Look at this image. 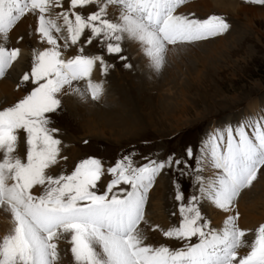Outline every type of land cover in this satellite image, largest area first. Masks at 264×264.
<instances>
[{
	"label": "snow or ice",
	"instance_id": "6c2138e0",
	"mask_svg": "<svg viewBox=\"0 0 264 264\" xmlns=\"http://www.w3.org/2000/svg\"><path fill=\"white\" fill-rule=\"evenodd\" d=\"M246 2L264 5V0ZM184 3L69 0L64 7L63 0H0V38L7 40L15 26L32 15L38 43L48 46L34 51L30 74L22 76L23 82L34 87L14 105L0 110V207L10 211L15 225L12 234L0 241V264H57L55 241L64 235H70L75 264H264V224L248 242L245 237L251 230L239 227L236 209L242 192L264 168V110L211 129L198 152L187 147L184 158H145L146 163L136 166L129 153L105 168L100 159L90 157L81 160L71 174L54 177L47 173L60 156L59 129L49 126L61 108L59 94L83 81L86 87L74 91L82 98L90 94L92 100H99L103 83L93 82V70L99 66L102 75H107L114 67L102 55H85L83 46L73 49L76 54L68 59L62 58L65 52L88 31L84 44L95 40L108 55L122 61L127 59L122 55L123 42L137 43L158 71L169 46L204 41L230 27L217 15L200 20L177 14ZM88 6L95 10L81 11ZM19 55V48L0 43V78ZM21 131L26 135V159L14 155ZM166 169L191 177L190 187L199 186L198 194L187 198L182 188H176L179 224L163 235L188 243L175 250L145 244L141 228L149 190ZM106 173L111 179L98 193V183ZM36 189L41 191L34 194ZM202 201L231 213L221 227L213 228L202 214ZM193 238L198 242L191 243ZM240 249L248 250L241 254Z\"/></svg>",
	"mask_w": 264,
	"mask_h": 264
},
{
	"label": "rangeland",
	"instance_id": "374dc122",
	"mask_svg": "<svg viewBox=\"0 0 264 264\" xmlns=\"http://www.w3.org/2000/svg\"><path fill=\"white\" fill-rule=\"evenodd\" d=\"M205 1L185 0L177 14L200 20L221 16L230 25L228 31L204 41L169 46L158 71L150 66L137 43L123 42L122 55L126 61L108 55L104 46L97 42L94 45L81 44L84 54L102 55L114 67L107 75H102L100 67H96L103 81L105 97L100 102L92 100L90 111L88 105L74 103L72 111L62 106L52 115L49 126L59 129L56 138L61 140V145L58 163L47 170L49 175L71 174L81 160L90 157L100 159L105 168L129 153L136 166L146 163L145 158L158 161L170 155L174 159L184 158L187 147L198 152L202 139L211 129L229 122L235 124L249 114L264 110V5L246 0H217L218 3L210 0L212 7L206 9L203 6ZM68 3L69 0H63L64 7ZM240 6L248 8L236 15ZM249 9H254V15L246 13ZM94 10L95 6H88L81 11L90 13ZM26 50L31 59L34 51L40 50V45L29 41ZM125 63L132 67L126 68ZM19 67L15 69L16 76L8 72L0 78V83L12 78L13 93L20 89L22 96L11 98L9 90L8 94L0 96V110L14 105L34 87L30 82L22 81L25 73L30 74V63L23 61ZM80 126L90 128L81 133ZM20 140L27 149L26 135L22 131L18 143ZM110 179L107 173L102 177L98 193L105 190ZM191 183V177L180 176L172 169H166L156 178L148 193L145 221L141 224L147 237L145 244L175 250L188 243L166 238L163 231L179 224V202L174 199L177 186L183 189L186 198L198 194L199 186L190 187ZM40 191L36 189L34 194ZM211 206L215 207L202 201L201 210L216 228L210 216ZM236 209L240 214L239 227L251 230L245 237L251 242L255 230L264 224V168L253 185L242 192ZM173 212L177 215L173 216ZM14 226L10 211L0 207V241L12 234ZM55 242L59 252L57 264H75L70 235ZM196 242L197 238L191 240L193 244ZM247 250L239 251L244 254Z\"/></svg>",
	"mask_w": 264,
	"mask_h": 264
},
{
	"label": "bare ground",
	"instance_id": "6f19581e",
	"mask_svg": "<svg viewBox=\"0 0 264 264\" xmlns=\"http://www.w3.org/2000/svg\"><path fill=\"white\" fill-rule=\"evenodd\" d=\"M213 2H217V0H214ZM214 4V3H213ZM203 6L206 8V9H209L212 7V3L210 0H206L205 2H203ZM241 7V6H240ZM248 7L246 6H243L241 7L239 10H236V15H238L239 13L241 12H244ZM113 10L110 8L109 9V12L111 14ZM257 11V10H256ZM248 13H255L254 9H249L247 12ZM258 14V13H256ZM258 16V15H257ZM256 17V16H255ZM111 18V16H110ZM247 20L249 23H251V19L247 17ZM35 23H36V18L32 15H28L26 16L25 18H23L16 26L15 28L11 31V33L9 34V37L7 38V40H3L2 38H0V43H3L4 46L6 47H10V48H19L20 49V55L18 57V59L16 61L13 62L11 68L7 71V73L9 75H12V76H16V73H15V69H17V67H19V65L23 62V61H28L30 63V66L32 67L31 65V62L33 61L34 59V54L32 56V58L30 59L28 56H27V50H26V47H27V44L29 41H32L34 42L35 44L37 43V45H40V50H42L43 48L45 47H48L46 44H41V43H38V35L37 34H34L33 32V29L35 27ZM29 29L28 31H23L25 29ZM23 34H21V33ZM89 33L88 31H86L82 37V40L81 42L77 45V46H72L70 49H68L64 56L62 58L64 59H68L70 58V54H76V52L73 51V49H77L79 46H81V44L84 45L83 41L87 39ZM19 37H23L22 40H18ZM61 44H63V40L60 41ZM96 43V41L94 40L93 41V45ZM90 44V45H92ZM39 48V47H38ZM136 52V51H135ZM134 52V53H135ZM29 54V53H28ZM136 54V53H135ZM86 55V54H85ZM30 67V68H31ZM20 68V67H19ZM8 75V76H9ZM11 77V76H10ZM91 79L93 80V82H102V79H101V76L99 75V72L96 68H94L93 70V74H92V77ZM12 82V78H6L5 81H2L0 83V96H5L6 94H8L9 90H10V96L11 98H20V96H22V92L20 89L18 90H15V93L14 92V86L11 84ZM76 87H80L81 89L82 88H85L86 87V84L85 82L81 81V82H74L73 84V90H70V89H65V90H62V93L59 94V99L61 100V107L62 106H65V108L69 109L70 111H72L74 109V103H80V104H85V105H88L89 106V111L92 109V104H93V101L90 97V94H88L87 98H82L78 93H76L74 91V89ZM103 93H104V90H103ZM101 95V98L99 99L98 102L102 101L103 98L105 97V93ZM63 108V107H62ZM104 114V113H103ZM102 114V115H103ZM81 127V126H80ZM82 129L79 131L81 133H86L88 132L89 130V126L87 127H81ZM78 133V132H77ZM26 148H24V144H23V140H20L19 143H18V146H17V151H16V154L18 156H20L21 158L23 159H26ZM207 174V173H205ZM254 206V205H253ZM215 207H209V210H210V216L212 217V219L214 220V222L216 223V228H219L222 226V222L225 220L226 216L231 214V213H224L222 210H216L214 209ZM247 209V208H246ZM244 209H242L243 211ZM249 210V209H248ZM250 211V210H249ZM248 211V212H249ZM243 214V213H242ZM241 214V215H242ZM250 214V213H249ZM262 214V213H261ZM246 215V214H245ZM252 216V215H251ZM250 215L248 217H251ZM253 217V216H252ZM245 218V217H244ZM253 218H256V217H253ZM258 219V218H257ZM240 220V219H239ZM253 220V219H252ZM244 221V220H243ZM246 221V220H245ZM240 222V221H239ZM249 222V221H248ZM244 223V222H243ZM248 225V224H247ZM246 229V228H245Z\"/></svg>",
	"mask_w": 264,
	"mask_h": 264
}]
</instances>
